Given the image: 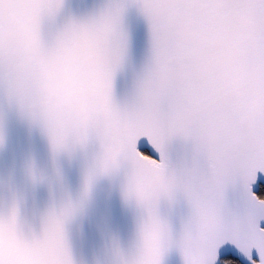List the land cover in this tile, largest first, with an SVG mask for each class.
Here are the masks:
<instances>
[{
	"label": "snow or ice",
	"instance_id": "1",
	"mask_svg": "<svg viewBox=\"0 0 264 264\" xmlns=\"http://www.w3.org/2000/svg\"><path fill=\"white\" fill-rule=\"evenodd\" d=\"M0 264H264V0H0Z\"/></svg>",
	"mask_w": 264,
	"mask_h": 264
}]
</instances>
